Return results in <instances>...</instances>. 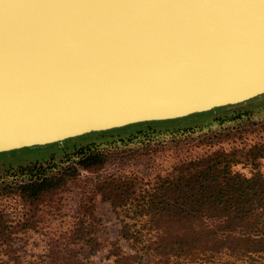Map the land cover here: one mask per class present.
Instances as JSON below:
<instances>
[{"label":"water","instance_id":"water-1","mask_svg":"<svg viewBox=\"0 0 264 264\" xmlns=\"http://www.w3.org/2000/svg\"><path fill=\"white\" fill-rule=\"evenodd\" d=\"M264 95V0H0V153Z\"/></svg>","mask_w":264,"mask_h":264},{"label":"trees","instance_id":"trees-1","mask_svg":"<svg viewBox=\"0 0 264 264\" xmlns=\"http://www.w3.org/2000/svg\"><path fill=\"white\" fill-rule=\"evenodd\" d=\"M263 99L264 95L179 120L132 125L145 129L128 140L153 138L161 132L153 128L155 125L186 121ZM234 119L264 129V122L253 120L250 110L235 114ZM201 131L200 126L170 127L158 135L170 133L183 141ZM204 137L215 142L218 136ZM81 141L73 138L24 149L39 151L72 142L75 146L66 150L60 163L54 154L47 163L35 157L32 160L38 164L0 171V250L7 258H0V264H22L26 249L16 234L44 228L46 215L60 213L64 194L74 189L81 191L75 224L63 233L61 241L48 245V264H91L79 258L76 247L86 246L92 254L105 247L100 236L102 222L96 213L98 198L111 205L121 223L119 240L110 244L109 257L114 258V264H214L224 255L241 264L264 260V176L257 171L247 177L234 170L241 162L258 167L264 159V142L179 161L170 175L147 185L137 177H95L105 167L107 157L96 142L83 145ZM43 160L48 161L46 157ZM17 198L25 208L19 220L12 219L2 207L3 200ZM122 241L129 244L131 252L125 250Z\"/></svg>","mask_w":264,"mask_h":264},{"label":"rangeland","instance_id":"rangeland-1","mask_svg":"<svg viewBox=\"0 0 264 264\" xmlns=\"http://www.w3.org/2000/svg\"><path fill=\"white\" fill-rule=\"evenodd\" d=\"M246 110L251 111L253 120H261L264 122L263 99L243 107H236L231 110L217 113L214 112L209 115L196 117L186 121L174 122L172 124H159L153 127L155 130L161 131L158 134H161L162 130H166L170 127L200 126L203 128V131L200 133H195L192 137H190V139L183 141H181L182 139H179L174 134L170 133L162 135L157 134L151 139L137 138L133 141H129V138L137 136L140 130L145 129L144 127L139 126L132 127V125L126 126H131L130 128L123 127L108 130L113 132L103 134L102 136L95 138L89 139L88 137H85L86 135L76 138H81V143L83 145L96 142L98 147L103 149V152L107 157L105 167L95 177L105 178L111 175L117 177H137L143 182V184L151 185L157 180V178L170 175L174 166L179 163V161L190 160L195 157L208 155L219 149L230 151L236 147H250L258 142H264V129L260 126H253L250 123L245 122V120L237 122V120L234 119L235 114ZM227 115L229 116L226 117ZM154 122L163 121H153V123ZM228 134H231V137H228ZM221 135H223L222 139L218 140ZM204 136H206V138H208V136L218 137L215 142H208ZM204 139L206 141L205 143L202 142ZM56 144L58 143L51 145ZM74 146L75 145H72V142H68L65 143V145H57L52 148L41 149L39 151H25L24 149H21L16 151L23 150L22 152L15 154L0 153V171L4 172L11 168L18 170L22 167H29L31 165L38 164L39 162L34 163L32 160L35 157L42 159L40 162L47 163L51 160V158H53L52 156L54 154L56 155L54 158L56 157V161L60 163L59 161L65 157L66 152L69 151L68 149H72ZM44 157H46L48 161H44ZM234 170L247 177H252L257 171L264 176V159L259 161L258 167H254L250 163L241 162L234 166ZM81 174L87 176L83 171ZM80 192L81 191L79 189H74L73 191L64 194L61 212L46 215L45 224L42 226L44 228L40 229V231H30L28 233L16 234L15 238H18L20 240V245L24 246L26 249L24 251L25 255H23L24 258H22V264H48L45 258L48 245L54 241H61L60 238H62L63 233L70 230L75 224L76 213L81 200ZM2 207L8 215L10 214L9 216L15 220H19L25 213L24 205L21 204L18 198L17 200H3ZM96 213L102 222L103 227L100 232V236L105 242V247L101 251L93 254L88 247L82 245L76 247V250L79 252V258L85 262H89L91 264H114V258L109 257V250L111 247L110 244L119 240V231L121 228L120 219L112 210L111 205L108 202L103 201L101 198H98L96 201ZM122 245L126 251L131 252L128 243L122 241ZM1 252L2 251L0 250V258L2 259L3 254H1ZM3 259L7 260V258ZM234 260L235 259L224 255L214 264H241ZM256 264H264V260L257 262Z\"/></svg>","mask_w":264,"mask_h":264}]
</instances>
